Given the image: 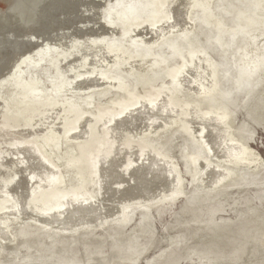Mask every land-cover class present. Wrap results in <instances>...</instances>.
Returning a JSON list of instances; mask_svg holds the SVG:
<instances>
[{
  "label": "water",
  "instance_id": "water-1",
  "mask_svg": "<svg viewBox=\"0 0 264 264\" xmlns=\"http://www.w3.org/2000/svg\"><path fill=\"white\" fill-rule=\"evenodd\" d=\"M0 264H264V0H0Z\"/></svg>",
  "mask_w": 264,
  "mask_h": 264
}]
</instances>
